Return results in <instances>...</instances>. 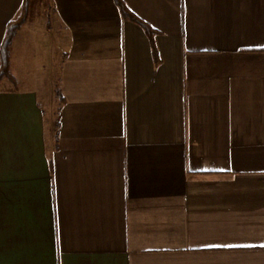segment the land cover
Segmentation results:
<instances>
[{
	"label": "crops",
	"instance_id": "crops-1",
	"mask_svg": "<svg viewBox=\"0 0 264 264\" xmlns=\"http://www.w3.org/2000/svg\"><path fill=\"white\" fill-rule=\"evenodd\" d=\"M125 2L158 65L115 0H50L57 87L32 8L13 42L0 264H264V0Z\"/></svg>",
	"mask_w": 264,
	"mask_h": 264
},
{
	"label": "trees",
	"instance_id": "trees-1",
	"mask_svg": "<svg viewBox=\"0 0 264 264\" xmlns=\"http://www.w3.org/2000/svg\"><path fill=\"white\" fill-rule=\"evenodd\" d=\"M115 2L124 20L134 21L145 29L151 42L155 63L158 65L161 61L155 40L158 31L133 13L125 0H115ZM30 12L31 2L30 0H24L19 16L8 23L6 34L0 47V84L3 80L8 79L17 87V79L11 71V47L19 30L28 22ZM57 95L61 102L64 103L65 99L60 91H57Z\"/></svg>",
	"mask_w": 264,
	"mask_h": 264
},
{
	"label": "rangeland",
	"instance_id": "rangeland-1",
	"mask_svg": "<svg viewBox=\"0 0 264 264\" xmlns=\"http://www.w3.org/2000/svg\"><path fill=\"white\" fill-rule=\"evenodd\" d=\"M31 2V8H32V18L30 22H28V28H35L39 24H42L43 21L45 25L42 27L43 30H45L46 34H49V38L53 41L54 43V48L51 52L54 53V57H52L51 61V80L55 87L58 86V74H59V68H60V63L64 57V41H60L58 38V34L54 28L53 22V11L52 7L50 4V0H30ZM58 91V90H57Z\"/></svg>",
	"mask_w": 264,
	"mask_h": 264
}]
</instances>
